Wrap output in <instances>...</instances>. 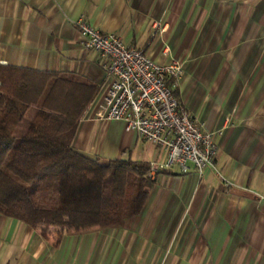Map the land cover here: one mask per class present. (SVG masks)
<instances>
[{"label": "crops", "instance_id": "crops-1", "mask_svg": "<svg viewBox=\"0 0 264 264\" xmlns=\"http://www.w3.org/2000/svg\"><path fill=\"white\" fill-rule=\"evenodd\" d=\"M78 19L179 63L173 95L212 132L213 164L155 173L140 211L116 226L31 227L0 214V264H264V0H0V64L97 84L72 148L163 163L164 149L121 120L93 119L105 85Z\"/></svg>", "mask_w": 264, "mask_h": 264}, {"label": "trees", "instance_id": "trees-1", "mask_svg": "<svg viewBox=\"0 0 264 264\" xmlns=\"http://www.w3.org/2000/svg\"><path fill=\"white\" fill-rule=\"evenodd\" d=\"M97 88L69 72L0 64V214L85 230L140 211L153 184L147 162L90 159L71 146Z\"/></svg>", "mask_w": 264, "mask_h": 264}, {"label": "built area", "instance_id": "built-area-1", "mask_svg": "<svg viewBox=\"0 0 264 264\" xmlns=\"http://www.w3.org/2000/svg\"><path fill=\"white\" fill-rule=\"evenodd\" d=\"M74 25L82 34V46L94 52L103 74L105 88L93 119H119L124 130L161 146L165 161L148 162L151 177L173 163L180 172L187 170L188 162L197 172L212 166L217 148L212 132L201 130L171 92L181 73L179 63H157L141 48L127 46L115 33L81 19Z\"/></svg>", "mask_w": 264, "mask_h": 264}, {"label": "rangeland", "instance_id": "rangeland-1", "mask_svg": "<svg viewBox=\"0 0 264 264\" xmlns=\"http://www.w3.org/2000/svg\"><path fill=\"white\" fill-rule=\"evenodd\" d=\"M16 130L18 131V126H17V129Z\"/></svg>", "mask_w": 264, "mask_h": 264}]
</instances>
